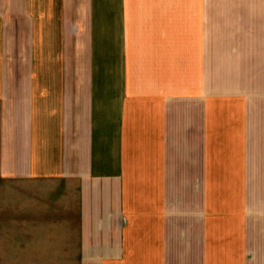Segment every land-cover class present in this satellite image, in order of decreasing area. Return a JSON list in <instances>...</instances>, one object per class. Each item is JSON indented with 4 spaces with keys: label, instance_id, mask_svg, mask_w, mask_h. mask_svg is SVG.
I'll list each match as a JSON object with an SVG mask.
<instances>
[{
    "label": "crops",
    "instance_id": "crops-1",
    "mask_svg": "<svg viewBox=\"0 0 264 264\" xmlns=\"http://www.w3.org/2000/svg\"><path fill=\"white\" fill-rule=\"evenodd\" d=\"M1 180L83 264H264V0H0Z\"/></svg>",
    "mask_w": 264,
    "mask_h": 264
},
{
    "label": "rangeland",
    "instance_id": "rangeland-1",
    "mask_svg": "<svg viewBox=\"0 0 264 264\" xmlns=\"http://www.w3.org/2000/svg\"><path fill=\"white\" fill-rule=\"evenodd\" d=\"M8 196L6 195V181L1 180L0 264H83L76 260V248L73 242L72 245L68 246L67 244L66 223L67 221L71 223L72 217L70 206L67 212V205L62 202L56 207V212L48 211L42 214L39 219L40 223L36 225L37 229L33 230L32 236L27 237L25 234L26 237L20 238L17 196L14 202V198ZM54 218L58 219L57 223ZM21 233L23 234L25 231L23 230ZM21 239L23 242L32 240L31 242L39 243L23 246L18 244Z\"/></svg>",
    "mask_w": 264,
    "mask_h": 264
}]
</instances>
